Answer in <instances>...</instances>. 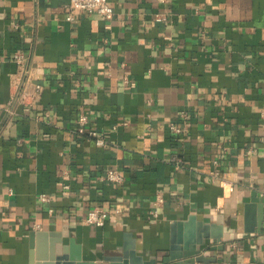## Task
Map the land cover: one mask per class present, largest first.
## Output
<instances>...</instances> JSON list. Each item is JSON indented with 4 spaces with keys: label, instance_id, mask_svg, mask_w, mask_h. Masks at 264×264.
I'll return each instance as SVG.
<instances>
[{
    "label": "crops",
    "instance_id": "1",
    "mask_svg": "<svg viewBox=\"0 0 264 264\" xmlns=\"http://www.w3.org/2000/svg\"><path fill=\"white\" fill-rule=\"evenodd\" d=\"M66 2L0 0V264H111L131 242L163 264L203 226L220 237L194 264H264V0H108L72 21ZM14 50L41 84L26 108L8 104ZM92 206L103 226L82 223Z\"/></svg>",
    "mask_w": 264,
    "mask_h": 264
},
{
    "label": "built area",
    "instance_id": "2",
    "mask_svg": "<svg viewBox=\"0 0 264 264\" xmlns=\"http://www.w3.org/2000/svg\"><path fill=\"white\" fill-rule=\"evenodd\" d=\"M159 2H165V0H157ZM65 19L67 21H72L77 13H92L95 12L101 16L108 17L112 14V6L109 4L108 0H67L64 5ZM164 16L162 14H156L154 17L155 21L163 20ZM12 59L16 65V71L14 76L15 90L11 97L8 99V104H18L26 108L30 105L35 98L38 97L41 84L34 81L29 76V69L26 68V58L23 53L19 50H14L12 53ZM185 114L181 115V120H184ZM88 120L84 113H79L75 120V128L78 134L85 135L92 138L96 145L104 146L106 144V139L96 129L88 127ZM169 130L172 134L179 136L186 131L185 125H179L175 122L169 123ZM174 162L179 160L176 157L172 158ZM214 164H217V160H213ZM104 179L110 183H120L123 179L122 174L117 169L108 168L105 171ZM232 186L230 189L232 190ZM38 199L41 202L48 200L46 194L39 193ZM160 196H156V202H161ZM118 212V209L115 208ZM107 211L100 206H92L89 208L82 220V223L87 225H93L95 227L103 226L107 220Z\"/></svg>",
    "mask_w": 264,
    "mask_h": 264
},
{
    "label": "water",
    "instance_id": "3",
    "mask_svg": "<svg viewBox=\"0 0 264 264\" xmlns=\"http://www.w3.org/2000/svg\"><path fill=\"white\" fill-rule=\"evenodd\" d=\"M257 195L258 193L255 191L251 193V197ZM245 201L247 200L245 199ZM258 219H260V216ZM175 226H178V223L172 224L171 228L173 229ZM206 229V226L201 227L202 233L196 239L185 238L181 240L177 239V237H172L169 253L162 259L163 264H168L169 261H175V264H194L195 262L208 261V258L199 255L200 251L195 245L200 244L204 237H212L219 240L220 234H208ZM212 248H221V246H212ZM50 258L54 260V264H88L80 260L78 253L72 256L68 255L65 248L62 249L60 254L52 253ZM106 260L110 261L111 264H156L155 260L149 261V263H142L140 257L134 252V245L132 242L124 245L121 254L110 256L106 258Z\"/></svg>",
    "mask_w": 264,
    "mask_h": 264
}]
</instances>
